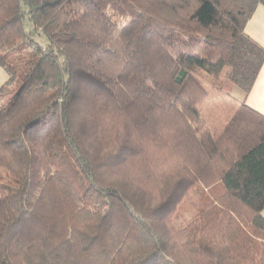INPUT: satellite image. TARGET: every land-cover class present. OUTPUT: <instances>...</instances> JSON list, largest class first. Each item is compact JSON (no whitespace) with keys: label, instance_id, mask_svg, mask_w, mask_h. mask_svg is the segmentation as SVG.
<instances>
[{"label":"trees","instance_id":"obj_1","mask_svg":"<svg viewBox=\"0 0 264 264\" xmlns=\"http://www.w3.org/2000/svg\"><path fill=\"white\" fill-rule=\"evenodd\" d=\"M260 4L0 0V264H264Z\"/></svg>","mask_w":264,"mask_h":264},{"label":"crops","instance_id":"obj_2","mask_svg":"<svg viewBox=\"0 0 264 264\" xmlns=\"http://www.w3.org/2000/svg\"><path fill=\"white\" fill-rule=\"evenodd\" d=\"M246 33L264 47V5L257 6L246 24ZM234 96L264 114V63L252 89L245 94L236 87ZM264 213V211H263Z\"/></svg>","mask_w":264,"mask_h":264},{"label":"rangeland","instance_id":"obj_3","mask_svg":"<svg viewBox=\"0 0 264 264\" xmlns=\"http://www.w3.org/2000/svg\"><path fill=\"white\" fill-rule=\"evenodd\" d=\"M114 18H115V20H117V21L120 20L123 23L127 22L130 19V17H124L123 15L121 16V13L117 14ZM26 25H27V27H30L29 21L26 22ZM8 77H9V74H8L7 70L4 67L0 66V86H2L7 81ZM225 89L230 94L234 95L235 94L234 93V89H236V86L232 82H228L226 84V88ZM189 206H192L191 203L189 202V200H185L182 203V205L179 207V209L176 212V214L173 216V219H177L178 216H179V220H180V218H182L180 216H187L188 213H187L186 209H188Z\"/></svg>","mask_w":264,"mask_h":264}]
</instances>
